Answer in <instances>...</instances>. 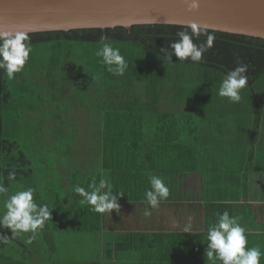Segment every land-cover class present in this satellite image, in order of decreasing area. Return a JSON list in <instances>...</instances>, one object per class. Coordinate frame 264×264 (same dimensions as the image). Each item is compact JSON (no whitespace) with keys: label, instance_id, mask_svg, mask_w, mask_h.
I'll return each mask as SVG.
<instances>
[{"label":"trees","instance_id":"1","mask_svg":"<svg viewBox=\"0 0 264 264\" xmlns=\"http://www.w3.org/2000/svg\"><path fill=\"white\" fill-rule=\"evenodd\" d=\"M181 26L146 24L134 25L132 31L117 26L29 33L32 52L22 72L14 80L0 73V177L3 180L9 171H15V182L3 181L8 195L34 187L35 202L46 203L53 210L50 220L31 244L25 243L30 233L10 239L7 246L0 244V264H119L113 235L103 231V214L92 212L90 206L80 203L83 198L74 192V186L91 191L89 184L95 180L98 185L107 173L113 193H123L118 200H130L134 192L139 194V180L144 174L151 176L164 171L158 167H162V158L171 148H178L181 158L194 154L197 163L194 170L198 173L204 171L203 159H207L211 168L208 174L213 175L214 162L221 165L224 161L206 157L208 150L212 153L209 156H219L217 151L236 142L237 138L231 134L236 128L245 129L246 138L253 136L251 132H258L253 125L264 117V39L210 30L216 39L200 63L179 62L173 55L170 64L163 49L170 50L171 43L177 40L176 32L183 30ZM102 36L106 37L103 41ZM205 39L201 36L194 43H203ZM103 43L120 49L129 65L123 76L107 72L101 58L95 55ZM39 57L44 60L37 62ZM68 57H74L76 64L68 63ZM239 63L248 65L249 80L241 90V100L229 103L217 92L226 73ZM50 73L54 78H48L47 83L55 84L58 82L55 76L61 75L65 86L73 85V99L78 108L84 109L83 117L78 115L74 119L81 124L83 133L75 136L70 133L66 156L56 157V164L44 169L34 166L26 152L19 150L17 141L4 138V117L18 108L27 82L44 84L43 79ZM64 96L57 95L55 99L68 100L67 94ZM166 101L182 105L179 116L161 109L163 105H159ZM188 106L200 110L195 124L192 114L184 115ZM237 114L242 118L239 127L232 119ZM20 116L16 112L11 114L14 129L23 122H16ZM68 129L66 125L61 138H66V133L76 127ZM147 129L154 131L150 138ZM169 132L175 136H167ZM166 145L170 146L169 150ZM62 166L70 170L60 171ZM235 166L229 170L234 174ZM51 169L58 171L55 182L51 180L55 176ZM42 184H48L47 189L41 188ZM217 185L220 186L219 181ZM4 198L0 197V209ZM136 199L138 202L139 198ZM0 235L12 237L8 229H0ZM179 236L188 242L190 235ZM163 251L164 255L173 253L167 248ZM182 253L180 264L207 262L203 250L190 253L186 249ZM187 255L193 256V263ZM167 262L162 264H170ZM144 263L150 264L147 260Z\"/></svg>","mask_w":264,"mask_h":264},{"label":"crops","instance_id":"2","mask_svg":"<svg viewBox=\"0 0 264 264\" xmlns=\"http://www.w3.org/2000/svg\"><path fill=\"white\" fill-rule=\"evenodd\" d=\"M162 105L164 108L162 110L176 112L172 101L161 102L159 106ZM253 126L258 132H251L253 136L250 134L249 138L245 137L244 132H231L237 140L234 144L225 146L226 153L219 150L217 151L219 156L212 157L209 156L212 153L207 151L206 157L224 161L223 164H219L220 174H213L217 162L212 165V170H215L212 172L213 175L208 174L211 168L205 156L204 171L198 173L194 170L197 168V163L193 160L194 154L193 156L189 154L186 159L189 164H186L183 175L179 169L180 162L184 161L183 157L178 156L181 152L176 147L175 150L172 148L169 150L170 146L166 145V150L169 151L162 158V167H158L164 171L154 175L162 178L170 188L169 198L161 202L158 209H151V217H145L143 212L147 205L144 203V193L150 188V176L144 174L139 180V194L134 192L131 201L129 198H126V201L118 200L119 212L113 210L109 215L103 213L105 224L103 231H109L113 235L114 253L116 255L124 253L128 258L131 256V264H146L144 263L146 260L150 264H162L166 261L170 264H180L182 251L186 249H189L190 253L203 250V258H205L207 230L224 211H228L230 216L239 217L241 225L246 227L247 247L258 246L259 240L264 236V117H260L259 122L256 120ZM145 132L149 138L154 133L150 129ZM173 134L174 132H169L167 136H175ZM161 148L163 149L164 146ZM212 149L213 147L210 148ZM227 151L231 155L228 156ZM234 152L236 156H233ZM175 162L177 165L173 169ZM231 163H236L237 171L234 175L228 172L233 166ZM59 169L70 170V167L62 166ZM218 181L220 186L217 185ZM245 184L248 189H245ZM136 197L139 198L138 202H135ZM186 226L188 232H184ZM182 233L190 235L188 242L181 239L179 235ZM194 234H197V237ZM258 247L261 249L260 246ZM166 248L173 253L164 255L163 249ZM185 255L186 253L183 258ZM188 257L193 263L191 261L193 256ZM206 264H209L208 260Z\"/></svg>","mask_w":264,"mask_h":264},{"label":"clouds","instance_id":"3","mask_svg":"<svg viewBox=\"0 0 264 264\" xmlns=\"http://www.w3.org/2000/svg\"><path fill=\"white\" fill-rule=\"evenodd\" d=\"M185 3L189 12L200 7L199 0H185ZM155 22L157 21L153 19L152 23ZM181 27L183 30L176 32L177 40L171 43L170 50L163 49L164 56L170 64L173 55L179 62L191 61L198 64L202 61L204 53L213 46L216 37L207 24L188 22ZM201 36L206 37L204 42L194 43ZM105 39L106 37H101V41ZM31 52L32 42L28 31H0V73L8 80H14L16 74L22 72ZM95 55L101 58L105 70L113 75L123 76L129 67L120 49L110 43H103ZM247 71L248 65L243 63L229 70L220 83L217 95L227 98L229 103H238L241 100V90L247 86L249 80ZM5 179L8 182H15L16 172L9 171L3 180H0V197H6L0 209V229H8L12 234L11 238L0 235V244H6L10 239L27 233L30 235L25 243L31 244L50 220L53 208L46 203L35 202L34 187H27L8 195V187L4 186L3 182ZM149 183L150 188L144 193V203L147 205L143 212L145 217H151V209H158L161 202L170 196V188L159 176L151 175ZM89 188L92 190L88 191L79 185L74 186V192L83 198L80 203L90 206L89 210L95 213L109 215L113 210L119 212L118 197L123 193H113L107 173L100 179L98 185L93 180ZM246 230L239 222V217L230 216L228 211L219 214L217 221L207 230L206 260L212 264H260V258L264 253L258 246L247 247ZM184 232H188V226Z\"/></svg>","mask_w":264,"mask_h":264},{"label":"water","instance_id":"4","mask_svg":"<svg viewBox=\"0 0 264 264\" xmlns=\"http://www.w3.org/2000/svg\"><path fill=\"white\" fill-rule=\"evenodd\" d=\"M199 4L198 10L189 12L185 0H0V31L117 26L132 31L134 25L195 22L209 25L210 30L264 39V0H199Z\"/></svg>","mask_w":264,"mask_h":264},{"label":"rangeland","instance_id":"5","mask_svg":"<svg viewBox=\"0 0 264 264\" xmlns=\"http://www.w3.org/2000/svg\"><path fill=\"white\" fill-rule=\"evenodd\" d=\"M42 60H44V58L42 59V57H39V59H37V62ZM68 63L76 64V60L74 59V57H68ZM45 68H48L47 70H49L47 64ZM48 78H51L52 80L54 77L50 73L47 78L45 77L43 79L44 84H41L40 82H27V90H24L22 92L24 97H22V99L18 101L20 102L18 104V108L9 113L8 116L5 115L4 117L5 126L3 134L4 138L7 137L18 142L19 150H24L26 152V155L29 156L35 167L44 169H46V166L52 167L53 165H55L56 157L66 156L64 154L68 150L65 149L67 147L66 144L71 142L70 133L75 136V134H80L81 132H83L81 124L78 125L76 120L78 119V115L80 117H83L84 115V109L78 108V105H76V101L75 99H73V95L71 94L73 91L72 89L74 88L73 85L70 88H68V85L65 86L61 75L55 76V79L58 82L53 85L47 83ZM65 94H67L66 98L68 100L61 101V99H55L57 95H59L61 98ZM173 104V108L175 109L177 114L180 115L181 111H183L182 105H178V102H173ZM191 108V106L186 107L184 115L192 114V124H195L198 114H200V110ZM15 112L21 115L20 118H17L16 122L23 121L17 127L18 129H14V125L12 123L13 119H10L11 114L13 115ZM74 117H76L77 119H74ZM239 117L240 116L238 114L232 117V119L236 121L237 127H239L242 123V118ZM192 124L190 122L189 128L192 126ZM66 125L69 126V129H74L75 127L76 129L74 131H70L68 129L70 132L66 133V138L63 139L61 138V136L63 131H65L64 127ZM237 131L245 132V129L238 130V128H236L234 132L237 133ZM221 150L226 153V147L221 148ZM227 155H231L229 151H227ZM186 157L187 155L183 156L184 161L180 162V173L184 172V169H186V164H189L188 161H186ZM174 159L177 160V158ZM235 164L236 163H233V165ZM176 165L177 163L175 162V164H173V169L176 167ZM50 171L55 175L51 179L53 182H55L58 179V171L53 169H51ZM220 171V166L217 165L214 174H220ZM222 171L224 172V170ZM230 175H234V172L231 171ZM0 180H2L1 177ZM40 187L47 189L48 184H42L40 185ZM235 188H237V185H235ZM3 245L7 246L8 243ZM258 246L261 247V250L264 253V236H262L259 240ZM101 257L103 259L105 258L104 251L101 253ZM127 258L128 257L124 253H118L117 262L119 264H131V256L128 259ZM263 261L264 257L260 264H264Z\"/></svg>","mask_w":264,"mask_h":264}]
</instances>
